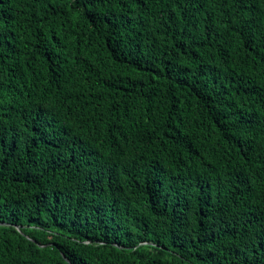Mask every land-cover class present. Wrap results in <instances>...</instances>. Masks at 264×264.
<instances>
[{"label": "trees", "instance_id": "1", "mask_svg": "<svg viewBox=\"0 0 264 264\" xmlns=\"http://www.w3.org/2000/svg\"><path fill=\"white\" fill-rule=\"evenodd\" d=\"M0 264H264V0H0Z\"/></svg>", "mask_w": 264, "mask_h": 264}]
</instances>
